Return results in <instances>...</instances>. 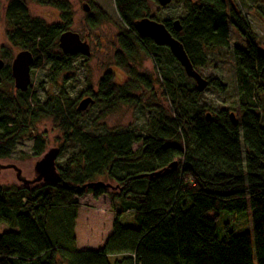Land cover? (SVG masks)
Masks as SVG:
<instances>
[{
    "label": "trees",
    "instance_id": "trees-1",
    "mask_svg": "<svg viewBox=\"0 0 264 264\" xmlns=\"http://www.w3.org/2000/svg\"><path fill=\"white\" fill-rule=\"evenodd\" d=\"M27 1L9 0L4 5L6 36L12 46L32 52V67L46 68L48 87L44 96L32 83L27 91L16 89L13 58L3 47L0 160L10 159L32 127L50 117L63 133L60 154L65 149L73 152L57 167V182L0 185V224L10 227L0 235V264H264L261 106L241 98L234 124L227 105L214 109L207 102L200 104L203 93L196 90V83L191 84L194 80L170 49L141 36L134 27L144 17L159 21V16L151 15V3L158 0H114L123 22L114 55L120 75L108 70L97 89L87 83L71 96L59 83L78 56L59 48L60 35L72 25L71 5L67 0H32L52 4L60 11L61 22L49 24L30 14ZM233 1L171 0L182 4L181 30L174 29L172 19L159 22L183 44L197 70L208 65L214 50L231 47L244 97L250 96L246 92L252 88L264 93V48L248 17ZM93 8L99 17L87 16L92 26L110 20L101 7ZM162 50L168 51L169 63L182 74H175L162 60ZM141 52H152L158 74L140 69ZM206 78L207 89L226 90L219 78ZM158 84L172 116L165 115L161 106L146 102L154 98ZM50 86L55 89L50 91ZM85 95L94 100L89 106L100 107L89 124L91 131L80 122L83 111L75 107L76 99ZM121 105L155 109L157 114L148 117L141 132L128 126L95 133L98 121ZM46 144L43 135L35 136L33 155L40 159ZM136 144L140 146L134 148ZM175 161L176 167L171 166ZM97 181L112 187L89 185ZM85 194L95 198L106 194L111 199L112 230L98 250L76 247L77 197ZM115 201H120L121 208H115ZM249 205L253 235L237 234L230 223H224L219 237L222 212L242 214ZM124 214L132 215L137 227L123 224Z\"/></svg>",
    "mask_w": 264,
    "mask_h": 264
},
{
    "label": "rangeland",
    "instance_id": "rangeland-1",
    "mask_svg": "<svg viewBox=\"0 0 264 264\" xmlns=\"http://www.w3.org/2000/svg\"><path fill=\"white\" fill-rule=\"evenodd\" d=\"M8 1L0 0V57L3 56V47H5L12 58H14L20 49L12 46L6 36L7 22L4 5ZM67 1L71 5L73 15L72 25L69 27V30L78 33L82 39L89 40L91 46V55L88 57V60L84 61L85 56L78 55L72 69L62 74L59 79L62 87H65L69 94L73 96L79 94L87 83H90L93 89H97L99 79L108 70H114L120 75V70L115 66L114 55L119 49L117 34L123 27V22L116 10L114 0ZM233 2L248 17L260 45L264 48V0H234ZM84 4L90 8L89 12L84 10ZM27 5L33 17L42 18L49 24L61 22L60 11L52 4H41L37 1L28 0ZM96 6L101 7L109 15L110 20H101L96 26H92L87 16L92 14L96 18L99 17L93 8ZM151 15L159 16V21L167 18L172 20L179 19L183 15L182 4L170 3L162 6L159 3H151ZM160 56L164 62L172 67L175 74H182L175 64L169 63L168 60L170 58L167 50H162ZM141 57L143 61L140 69L154 75L155 73L158 74L156 64L152 58V52L148 53V55L146 52H141ZM208 60V65L199 69V73L205 78L210 75L219 78L221 82L226 84V90L220 93L215 88H206L202 92L203 96L200 104L207 102L214 109H217L221 105H227L230 107V112L232 111L236 116H239V103L241 98H244L245 100L256 102V104L261 106L260 110L264 113V93L259 92L257 88H252L246 92L250 96L246 95L244 97L242 89L240 88L237 62L233 56L231 47L214 50L210 53ZM158 67H160L159 64ZM31 77V83L34 85V89L40 96H44V89L48 87L46 68L32 67ZM41 84L43 86H40ZM191 84L195 86L194 81H191ZM48 89L53 91L55 88L50 86ZM86 97L87 95L76 99L75 107ZM146 102L150 105L156 104L161 106L165 115L172 116L173 114L170 103L166 96L163 95L160 84L156 85L154 98L150 101L146 99ZM99 109L100 107L98 105H91L87 110L82 112L83 115L80 122L85 124L87 130L91 131L89 124L94 120ZM207 111L211 112L210 110ZM156 114L157 111L155 109H147L142 106L121 105L104 119L99 120V126L96 127L94 132L102 133L108 129H122L128 126L141 132L145 130L148 117ZM37 135H43L47 142V150L55 147L60 148L63 142V133L54 118H44L37 122L29 131V134L17 145V150L12 157L10 159L0 160V185L5 187L22 185L24 182L18 178L17 169L21 172V178L32 182L35 181L37 178L35 164L38 158L33 155L32 147L34 137ZM139 146L140 144H136L134 148H138ZM72 152L73 150L71 149L63 150L57 159V167H62ZM42 182H35V184H41ZM77 201L78 219L74 222L73 231L77 234L78 247L94 249L97 247L96 243L100 242L112 230L114 212L111 208V199L106 194L98 198H95L92 194H85L77 197ZM115 208H121L120 201H115ZM121 222L128 226L137 227L133 216L129 214L122 215ZM224 223H230L231 228L237 234L250 233L253 235L250 205L242 214L222 212L218 220L219 237L223 236ZM9 230V226L0 224V235Z\"/></svg>",
    "mask_w": 264,
    "mask_h": 264
},
{
    "label": "water",
    "instance_id": "water-1",
    "mask_svg": "<svg viewBox=\"0 0 264 264\" xmlns=\"http://www.w3.org/2000/svg\"><path fill=\"white\" fill-rule=\"evenodd\" d=\"M158 1L162 6H165L171 2V0ZM84 10L88 12L90 8L84 4ZM134 27L141 36L152 38L155 44L159 46H166L170 49L172 55L183 67L185 74L195 81L196 90L198 92H203L208 87V79L203 77L195 68L183 44L173 36L164 23L156 21L150 17H144L137 20L134 23ZM173 27L176 31L181 30L182 27L178 19L173 21ZM59 48L65 54L82 55L85 57H89L91 55V46L89 41L87 39H82L78 33L71 30H67L60 35ZM33 63L34 56L29 50H20L13 58L11 71L16 89L21 91H27L29 89L32 81L31 71ZM4 66L5 62L2 58H0V71L4 68ZM93 102V98L88 96L79 102L77 108L79 111H85ZM231 118L234 124H236L237 120L234 112L231 113ZM59 155L60 149L57 147L46 150L43 156L36 161L35 171L37 173V178L35 181L32 182L21 178V172L19 169H17L18 178L24 183L59 181L60 174L57 168V159ZM176 165L177 162L175 161L171 166L176 167ZM162 171L163 170L155 172L153 175H159ZM97 184L112 187L110 183H104L102 181L89 183L90 186H95Z\"/></svg>",
    "mask_w": 264,
    "mask_h": 264
},
{
    "label": "crops",
    "instance_id": "crops-1",
    "mask_svg": "<svg viewBox=\"0 0 264 264\" xmlns=\"http://www.w3.org/2000/svg\"><path fill=\"white\" fill-rule=\"evenodd\" d=\"M77 219H78V217L75 220L77 221ZM110 233L111 232H109L106 236H104V238H102V240L100 242L96 243L97 247H95L93 250H98V249L102 248V246L104 245V243H105L106 239L108 238V236L110 235ZM74 236H75V239H76V247H77V249H79V250L88 249L87 247H82V248L78 247V244H77V241H78L77 239L78 238H77V234L75 233V231H74Z\"/></svg>",
    "mask_w": 264,
    "mask_h": 264
},
{
    "label": "flooded vegetation",
    "instance_id": "flooded-vegetation-1",
    "mask_svg": "<svg viewBox=\"0 0 264 264\" xmlns=\"http://www.w3.org/2000/svg\"><path fill=\"white\" fill-rule=\"evenodd\" d=\"M89 12V11H88ZM89 41V40H88ZM89 43H90V41H89ZM82 56V55H81ZM0 58H2V57H0ZM3 70V69H2Z\"/></svg>",
    "mask_w": 264,
    "mask_h": 264
}]
</instances>
